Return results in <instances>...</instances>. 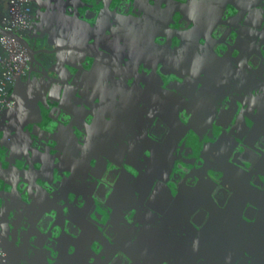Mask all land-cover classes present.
<instances>
[{"label":"water","instance_id":"95a60500","mask_svg":"<svg viewBox=\"0 0 264 264\" xmlns=\"http://www.w3.org/2000/svg\"><path fill=\"white\" fill-rule=\"evenodd\" d=\"M114 1L62 0L55 76L0 26L36 74L0 116V264H264V117L242 134L246 102L213 96L222 67L264 79V7L251 37L224 44L199 32L210 0H130L124 14ZM253 83L246 96H263Z\"/></svg>","mask_w":264,"mask_h":264},{"label":"flooded vegetation","instance_id":"af4514ba","mask_svg":"<svg viewBox=\"0 0 264 264\" xmlns=\"http://www.w3.org/2000/svg\"><path fill=\"white\" fill-rule=\"evenodd\" d=\"M37 1L41 2V5H39L38 4L39 2ZM61 3H62V0H32L30 4L32 21H31L29 30L31 28L32 29L30 32L28 30L27 32L23 34V37L27 41H29V43L32 46L34 45L37 49H40L42 51L41 57H43L44 60L46 61L47 68L54 67L53 68L54 71L50 72L51 74H53V76H55L56 71L60 72L61 69L63 68L58 67V64L61 65V63L60 62L58 63L55 57L57 55L54 53H49V51L56 49L57 46L55 44H52V45L48 44L47 35H52V38H54V36L56 35L57 28L59 27L58 24H61L62 22L60 21V18H59L60 16L57 15L58 7L63 5ZM130 3H131L130 0L128 1L119 0V2L118 0H115L113 3V6L116 7L117 14H124L123 12L129 8ZM206 3L207 4L205 5V7L203 6L204 11H203V14L201 15L203 19L197 22L202 25L199 32L208 31L209 34H212L211 30L215 29L216 30L215 33L217 32L219 34L218 36H215V37H218V40H222L224 44H231L232 43L231 41L233 38L236 39L238 37L239 40L246 41V37H251L250 32L247 31L246 27L251 25V26H254L253 28L255 30L258 28V26L256 25L260 21V17H261L260 13L262 9L261 7H264L263 6L264 0L257 4L252 2V0L247 1V4H245V2H239V5H238L239 11L226 10L225 6L223 7L224 9H221L219 7V3L213 2V0H210ZM77 5L78 6L81 5V3H77ZM137 5L139 7L144 8V6H146V3L144 2V0H139ZM196 8H197V5L194 6V11L196 10ZM204 15H206L205 18H204ZM35 19H37L38 21L40 20V22L36 23ZM169 21H170L169 16L166 17L160 13L159 20H157L156 23L158 22L160 24L159 31L161 33H166V34L168 33V30H166L167 27L165 26V24H168ZM122 22L117 23L118 27L121 26ZM155 24L152 23L151 26L152 28L156 27L158 30V26ZM173 27H175V25H173ZM76 31L78 32V30H75V29L73 32L70 31L68 36H72L73 34L76 35L77 33ZM128 31L133 33V31L131 30H128ZM234 31H237V34L233 35ZM80 32H78V35H82V33ZM208 33L203 34V35H207ZM29 34L33 35V37L30 40L27 39ZM255 36L256 35H253L252 38H254ZM207 38H208V42L211 45L213 44L215 45V40L212 39L211 36H208ZM68 41L69 40H67V43ZM241 45L245 48L246 43H243ZM69 46L70 48L80 47V42H77L76 44L69 45ZM69 46L67 45L66 47H63L61 49L62 51L60 52L59 56L61 57L66 56V54L68 53H65L63 49L67 51V49H70ZM125 52L127 55L128 53H130L129 55H132L131 50L129 51L126 49ZM254 53H255L253 55L254 58L260 57V55H258L257 52H254ZM70 55H73V53L72 54L70 53ZM199 56L202 58L204 55L200 54ZM55 66L57 67V69L55 68ZM29 69L26 71V73L23 76L24 80H28L30 77L34 78V76L36 75L32 73L29 76V73H28ZM227 73L231 74L230 78L225 77ZM246 73L247 72L242 67L238 68L235 71L234 70L227 71L225 67H222L221 69L217 70L216 74H220V75L222 74L223 76L221 77L224 78L223 79L224 82L219 84V80H218V78H220L219 76L217 79H214L215 81L213 82V86H217V88L214 87L215 89H214L213 96H214V100L217 99L219 103L222 102V99L225 93L226 95H230L232 98H235V99L242 98L246 102V108H247L246 112L247 113H244L243 115L242 112H239V117L244 116L243 120H247V123H243L239 127V130H240V133L242 134L246 133L245 135H249V131H252L253 125L256 124L255 122L260 121L259 119H261V116L264 117V95L261 96V93H260L259 97L255 99H250L249 97L246 96L245 86L254 82L253 86H255V88H258L262 92V89H263L262 86H264V79L260 77V79H258L257 81H253L250 78V76L246 75ZM40 77L43 79L45 78V75L44 74L40 75ZM246 78L250 80L246 81L248 80ZM244 81L246 82L243 84ZM14 86L10 92L9 98H12L13 96ZM219 87L221 89H219ZM213 104H217V103L213 101L211 102V100L206 103V105L210 107L213 106ZM5 108L6 107L0 105V116L4 112ZM235 110H236V107H233L227 113L221 112L220 115L222 114L224 120H229V118L231 117V115L233 114ZM5 256H6V253L0 245V262L4 260Z\"/></svg>","mask_w":264,"mask_h":264},{"label":"built area","instance_id":"2783aa9c","mask_svg":"<svg viewBox=\"0 0 264 264\" xmlns=\"http://www.w3.org/2000/svg\"><path fill=\"white\" fill-rule=\"evenodd\" d=\"M32 0H8L9 12L0 26L9 34L23 36L30 28ZM0 105L11 108L14 101L10 92L20 75L30 68V55L27 48L16 38L0 33Z\"/></svg>","mask_w":264,"mask_h":264},{"label":"crops","instance_id":"0c3cea01","mask_svg":"<svg viewBox=\"0 0 264 264\" xmlns=\"http://www.w3.org/2000/svg\"><path fill=\"white\" fill-rule=\"evenodd\" d=\"M9 12V4L8 0H0V22L4 16H6ZM2 53V48L0 46V54Z\"/></svg>","mask_w":264,"mask_h":264},{"label":"rangeland","instance_id":"374dc122","mask_svg":"<svg viewBox=\"0 0 264 264\" xmlns=\"http://www.w3.org/2000/svg\"><path fill=\"white\" fill-rule=\"evenodd\" d=\"M2 1L4 2V0H2ZM27 39H28V40H30V38H29V37H27Z\"/></svg>","mask_w":264,"mask_h":264}]
</instances>
